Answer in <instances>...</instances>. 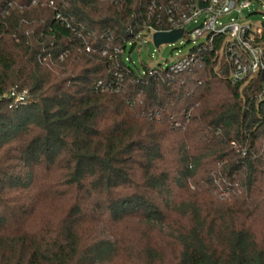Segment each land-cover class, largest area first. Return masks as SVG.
I'll return each instance as SVG.
<instances>
[{"label":"trees","instance_id":"trees-1","mask_svg":"<svg viewBox=\"0 0 264 264\" xmlns=\"http://www.w3.org/2000/svg\"><path fill=\"white\" fill-rule=\"evenodd\" d=\"M175 1L0 0V264H264L261 76L124 57Z\"/></svg>","mask_w":264,"mask_h":264},{"label":"built area","instance_id":"built-area-1","mask_svg":"<svg viewBox=\"0 0 264 264\" xmlns=\"http://www.w3.org/2000/svg\"><path fill=\"white\" fill-rule=\"evenodd\" d=\"M252 0H176L169 11L168 30L158 31L149 28L146 31L151 37L158 32L183 30L200 20L197 27L186 32L198 39L203 37L202 47L213 43L215 37H220L216 54L224 53L232 65L230 83H241L248 77L260 75L264 83V41H261L263 29H253L251 25H243L238 20ZM229 15L236 17L229 21L221 20ZM198 61L194 53L179 57L166 68L172 74L188 70Z\"/></svg>","mask_w":264,"mask_h":264},{"label":"rangeland","instance_id":"rangeland-1","mask_svg":"<svg viewBox=\"0 0 264 264\" xmlns=\"http://www.w3.org/2000/svg\"><path fill=\"white\" fill-rule=\"evenodd\" d=\"M235 15H229L223 18L221 21H229L230 19L235 18ZM238 20L243 25H251L253 29H262L264 28V0H252L249 8H247L241 15H239ZM200 20L192 25L186 27V32L192 31L199 24ZM204 38H196L194 34H190L187 37L180 38L172 44H164L159 47H155L152 43L151 37L146 34L140 36L139 41L131 49V45H127L124 57L126 61L131 66H137L141 70L143 67H155L156 65H161L163 68L174 63L179 57L186 56L199 44L203 43ZM53 207L51 205H44L41 209L42 217L48 213L52 214ZM58 208L56 209V211ZM41 214V213H40ZM40 216L35 218L30 222V225L37 226ZM128 228H125L124 236H129L131 234H136L137 239L144 243L146 239H142L138 234L149 235V239L152 243H163L158 240V236L155 232L148 233L143 229L139 228L135 222H129L126 225ZM123 230V229H122ZM139 232V233H138ZM138 241V242H139ZM143 241V242H142ZM139 243V244H140ZM166 243V242H165ZM138 244V245H139ZM140 246V245H139ZM166 250L169 249V244L166 243L164 246ZM136 248V246L134 247ZM116 264H140L136 259H121L116 262Z\"/></svg>","mask_w":264,"mask_h":264},{"label":"water","instance_id":"water-1","mask_svg":"<svg viewBox=\"0 0 264 264\" xmlns=\"http://www.w3.org/2000/svg\"><path fill=\"white\" fill-rule=\"evenodd\" d=\"M186 33L183 30H176L168 33L158 32L153 34L152 43L155 47H159L164 44H172L180 38H184Z\"/></svg>","mask_w":264,"mask_h":264}]
</instances>
